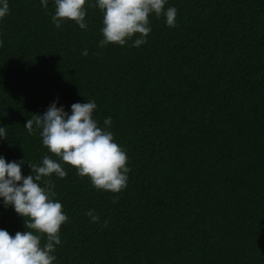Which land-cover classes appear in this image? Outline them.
Segmentation results:
<instances>
[{
    "label": "trees",
    "instance_id": "obj_1",
    "mask_svg": "<svg viewBox=\"0 0 264 264\" xmlns=\"http://www.w3.org/2000/svg\"><path fill=\"white\" fill-rule=\"evenodd\" d=\"M8 4L0 157L22 162L25 177L45 155L61 162L27 120L53 102L71 115L87 101L98 127L111 117L106 130L128 157L119 193L97 190L62 162L67 176L50 177L68 217L53 264H264V0H166L175 27L151 14L139 47V34L100 47L95 7L86 6L81 29L55 27V0ZM24 221L0 197V229L14 237Z\"/></svg>",
    "mask_w": 264,
    "mask_h": 264
},
{
    "label": "clouds",
    "instance_id": "obj_2",
    "mask_svg": "<svg viewBox=\"0 0 264 264\" xmlns=\"http://www.w3.org/2000/svg\"><path fill=\"white\" fill-rule=\"evenodd\" d=\"M48 0H42L47 8ZM166 0H55L56 10L52 21L60 28L65 21L75 22L86 29V6L98 8L102 13L103 39L100 47L109 44L124 46L139 34L134 47L146 43L151 32L149 17L155 14L166 17L169 27H175L177 9L165 11ZM9 12L8 0H0V19ZM87 49L82 55H87ZM97 105L94 101L74 103L71 115L53 102L43 115L35 114L25 127L29 134L40 130L43 145L63 164L77 169L80 177H88L97 190L119 193L127 187L130 169L127 167L126 152L114 142L112 132L106 128L112 124L111 117L104 120L105 129L98 127L93 119ZM0 137L7 138L6 129L0 128ZM45 155L41 165L29 164L32 173L22 175V162H6L0 157V197L5 206H13L15 212L25 218L27 231L17 232L13 237L0 229V264H53V253L61 244V226L68 221L62 203L56 201L55 184L50 177L55 174L63 179L67 172L62 163ZM47 178V179H44ZM43 183V187L41 183ZM118 197H114L115 200ZM87 215L92 223L99 221L94 210ZM27 218V219H26ZM107 226L108 221L104 222ZM41 237L46 242L41 245Z\"/></svg>",
    "mask_w": 264,
    "mask_h": 264
}]
</instances>
